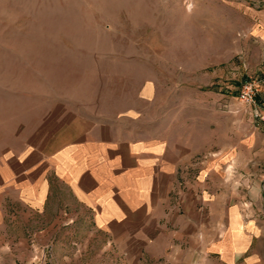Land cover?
Here are the masks:
<instances>
[{"label": "rangeland", "instance_id": "374dc122", "mask_svg": "<svg viewBox=\"0 0 264 264\" xmlns=\"http://www.w3.org/2000/svg\"><path fill=\"white\" fill-rule=\"evenodd\" d=\"M253 6L264 0H0V204L11 164H48L49 177L58 153L100 121L216 149L231 118L255 120L238 97L244 80L259 93L264 78V46L247 33ZM211 156L184 171L198 178ZM2 213L0 264H113L111 251L81 255L64 218L51 237L43 217L23 225L26 243L10 249Z\"/></svg>", "mask_w": 264, "mask_h": 264}, {"label": "crops", "instance_id": "0c3cea01", "mask_svg": "<svg viewBox=\"0 0 264 264\" xmlns=\"http://www.w3.org/2000/svg\"><path fill=\"white\" fill-rule=\"evenodd\" d=\"M246 15L248 35L264 46V6ZM257 98L264 102V78ZM234 118L216 149L163 133L133 138L100 121L55 156L49 177L48 164H11L0 204L7 247L26 243L23 225L45 226L43 217L51 237L64 218L81 255L111 251L113 264H264V122ZM202 151L212 156L189 177L184 169Z\"/></svg>", "mask_w": 264, "mask_h": 264}, {"label": "built area", "instance_id": "2783aa9c", "mask_svg": "<svg viewBox=\"0 0 264 264\" xmlns=\"http://www.w3.org/2000/svg\"><path fill=\"white\" fill-rule=\"evenodd\" d=\"M258 87L256 80L248 78L242 82L238 97L252 109L253 117L257 121L264 122V103L257 98Z\"/></svg>", "mask_w": 264, "mask_h": 264}]
</instances>
